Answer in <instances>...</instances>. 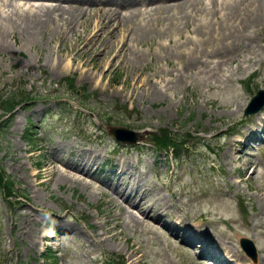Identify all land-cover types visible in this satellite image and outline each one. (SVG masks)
<instances>
[{
  "label": "rangeland",
  "instance_id": "obj_1",
  "mask_svg": "<svg viewBox=\"0 0 264 264\" xmlns=\"http://www.w3.org/2000/svg\"><path fill=\"white\" fill-rule=\"evenodd\" d=\"M215 1L217 13L208 15L211 21L223 16L218 5L225 0ZM193 3L197 6L185 10L187 23L176 22V10L160 9L155 15L160 19L153 37L136 44L132 31L127 33L115 25L111 35L90 42L95 49L80 53L77 50L86 43L81 38L87 29L84 23L74 33L69 31L70 25L60 24L55 30L52 24L53 32H38L31 40L15 28V22L9 23V18L15 16L14 7L35 10L36 3L0 0V97L17 94L25 99L7 115L0 109V121L5 120L0 126V166L15 180L14 191L20 195L18 201H7L0 188V264H50L41 258L48 251L55 253L56 264H130L127 256L131 249H124V236L143 254L140 264H215L198 257L199 245L192 249L182 244L160 224L129 222L128 227L122 210L107 202L113 191L107 190L106 184L126 188L127 192L131 185L137 186L146 196L141 205L151 209V214L160 210L168 225L176 219L193 225L203 223L209 241L220 242L243 256L247 264H254L238 242L239 237L246 236L257 252L256 264H264V235L255 227L260 222L264 226V135H260L262 142L241 145L238 159L239 165L247 161L257 165L263 175L247 179L248 169L238 181L237 163L226 158V142L237 137L238 130H245L256 114L264 113L262 107L255 114H244L258 90L264 91V27L253 32L260 49L237 53L214 69L210 64L211 69L205 71L181 70L192 48L199 51L201 47L185 40L197 39L193 26L205 16L203 9L211 8L208 0ZM158 4H137L130 14H137L139 7L143 14L131 17L134 23L150 20L152 16L145 10L152 12ZM94 20L88 19L86 24L90 26ZM153 22L154 18L150 23H157ZM122 37L126 50L121 58L112 60V49L121 47ZM102 43L110 47L109 57L105 49L97 53ZM133 56H139L135 63ZM5 124H9L6 130ZM109 125L140 134L166 128L184 135L191 147L183 159L175 161L170 154H156L147 141L143 156H136L135 144L113 143L106 134ZM28 128L31 139L25 136ZM125 148L131 151L124 153ZM108 149L117 151L107 153ZM93 151L99 154L95 163L100 168L98 173L91 169L97 181L87 187L68 181L59 186L46 184L45 173L37 180L31 175L36 163L54 154L68 158ZM109 160L131 164L122 167V174L116 168L114 174ZM116 199L115 205L121 203L135 218L142 217L123 199ZM107 210L116 211L117 221L122 222V235L112 239L104 234ZM20 211L30 213L32 219L26 222L23 234L12 227L22 222ZM57 220L79 231L62 233ZM92 234L101 235L100 241L91 238Z\"/></svg>",
  "mask_w": 264,
  "mask_h": 264
},
{
  "label": "bare ground",
  "instance_id": "obj_2",
  "mask_svg": "<svg viewBox=\"0 0 264 264\" xmlns=\"http://www.w3.org/2000/svg\"><path fill=\"white\" fill-rule=\"evenodd\" d=\"M26 1L36 3L34 8L35 10H31L29 7L27 11H24L20 10L19 7H14L15 16L9 18V23L15 22V28H19V30L24 34H27L31 40L36 38V33L38 32H53L52 29H50L52 24H54L55 30L61 27L60 24H62L64 27L70 25L68 28L71 33L76 32L79 25L84 26L85 24L87 29L84 30L85 34L84 36H81V38L84 39L86 43L81 49L77 50L80 53H87L89 50L95 49V45L91 46L90 42L94 41L96 43L104 38L107 34L111 35V31H114L113 27L115 25L120 26V28L127 33H129L127 30L132 31V33L130 32L132 35V41L138 44L143 41L144 38L149 39L150 37H153L152 32H155L154 28L158 24V19H160L159 17L156 18L155 15L160 11V9H164L165 11L170 9L176 10L177 12L174 16L176 22L185 20V23H187L189 16L185 10L192 5L197 6V4L193 3L194 0ZM200 1L201 0H197V2ZM211 1L212 0H208V4L211 5V8L205 9L202 6V8H204L203 11L205 12V16L203 19H199L198 23L193 26L192 31L196 33L195 35H197V39L185 40H190L200 44L201 47L199 51L198 49L192 48V51L189 52L188 60L182 65L181 70L188 68H202L204 71L205 69H214L216 66L221 65V61H224L225 59L231 60L237 55V53L261 48V45H258L256 42L253 32H255L256 28L264 27V0H225L218 5L219 9L222 10L223 15L219 18V21H211V19H209V14L214 15L217 13V10L215 9L216 1L213 0V3H211ZM5 2L10 5V2ZM98 3H102L104 5L99 7L97 6ZM147 3L159 4L155 9H151L152 12H147V10L145 11V13L152 16L150 20L134 23L131 17H136L137 14L142 15L143 11H141L139 6H143ZM110 4L114 5V8L108 6L105 7V5ZM137 4H139V8H137V14L131 15L130 13L132 12V9H134ZM119 9H124L125 12L121 13ZM92 18L95 19L93 24L90 26L87 25V20ZM153 18L154 22L156 21L157 23H150ZM104 33L106 34L103 35ZM125 41L126 40L123 37L119 40V42H122V45ZM122 45L118 49H115L117 46L113 47L112 50L114 54L112 56V60L116 59L117 56L121 58V53L123 50H126L124 45ZM103 46L104 44L102 43L100 48H96L97 53H101L105 49L107 54L106 57H109L108 54H110V47ZM106 57L104 54L102 59L105 60ZM209 58L210 60H208ZM132 60L135 63L137 60H139V56H133ZM108 64L109 62L106 63V65ZM210 64L212 65L211 68ZM68 65L69 61L66 63L67 68ZM96 69H98V67H96ZM85 71H87V69ZM237 134V137L226 142V146L228 148L226 158L230 163H237L235 174L238 177V181L242 180V175L247 174L248 169L250 170V173L248 174L247 179L255 177L258 173L263 175L261 171H258L259 169L257 165H254L248 161L244 162L242 165H239L238 159L242 151L240 148L241 145L247 147L252 143L263 141L258 137L259 135H264V113L256 114V117L248 124V127L245 128V130H238ZM64 146L65 145H62V147ZM98 156L99 154L96 151L68 158L54 154L52 155L51 159L41 160L39 167L37 166L38 163H36V169L31 173V175L37 180L41 173H45L47 175V178L45 179L46 184L49 182H54L57 186H59L64 181H68L71 185H73L75 182H80L84 184L85 187H87L93 181H97L93 177L90 166L95 162L96 157ZM110 163L112 168H118L120 173H122V167L125 166L127 162L110 161ZM127 164L130 166L131 163L129 162ZM87 178L89 179V182H86ZM110 185L111 184H106L107 190L113 191V194L108 197L107 202L112 201L114 206L111 207H118V210H122L125 221L126 219L128 220L126 221V225L128 227H131L129 222H133L136 225L149 222L151 225L160 224L166 231L172 234L174 238L179 239L182 244H185L192 249L193 247L199 245V258L202 257L211 259L215 264H247L244 262V257H241L239 253L234 252L231 248H226L221 244H215L214 242L209 241V238L206 234V225L203 223H196V225H193L185 220L178 219L168 226L167 223L163 221V216L160 213V210H157L151 214V212H149L151 209L149 210L141 205V202L146 196H143L142 193L139 192L137 186L135 188L133 187L134 185H131L127 192L126 188L120 189L118 187H111ZM231 185L233 186L234 184L232 183ZM169 196H173V193L170 192ZM116 197L123 199V203H125L128 207L135 208L142 217L139 219L135 218L126 207L123 208L121 203L115 205V203L118 201ZM134 198H136L137 201H135ZM115 212L116 211L113 210H107L106 212L107 218L104 220L103 226L105 227L104 234L107 235L108 239H112L116 235H122L123 233V228L121 227L122 222L117 221V215H114ZM260 214L261 213H257V215ZM18 215L21 216L22 222H16L12 227L17 230L18 233L23 234L26 231V222H30V220H32L31 214L20 211ZM182 218L185 219L183 216ZM57 222L58 230L60 232L62 231V233L70 232L74 234L79 231L78 227H75L70 223L61 220H57ZM255 227L259 229L261 235H264V226L261 224V222L256 224ZM42 237L43 236H41V238ZM55 237L56 236H53L52 238L54 239ZM90 237L94 238L96 241H100L101 235L97 234L94 236L92 234ZM21 238H23V236ZM127 241V238L124 236V249L127 247L131 249V251H129V256H127L128 262L130 264H140L143 254L139 253L137 247L128 244ZM177 247L179 248L181 245ZM200 262L201 261H198V263Z\"/></svg>",
  "mask_w": 264,
  "mask_h": 264
},
{
  "label": "trees",
  "instance_id": "obj_3",
  "mask_svg": "<svg viewBox=\"0 0 264 264\" xmlns=\"http://www.w3.org/2000/svg\"><path fill=\"white\" fill-rule=\"evenodd\" d=\"M70 81V88H73L72 80ZM27 99V97H25ZM25 100V99H24ZM21 97L16 95H11L10 97L1 98L0 97V109L2 110L3 114L7 115L11 111H13L17 106L22 104L24 101ZM1 118V116H0ZM5 120L0 121V126L3 125ZM9 127V124H5V130ZM32 134L29 133V128L25 131V136L27 139H31ZM144 138V137H143ZM146 140L150 142L157 153L164 152L165 154H171L173 158L179 160L183 158V154L187 151L190 146V140L187 139L184 135H180L177 133H173L172 131L162 128L157 131L151 132L145 136ZM142 140V139H141ZM139 150H142L143 147L137 145ZM15 187V180L12 179L9 175L5 173L3 168L0 166V188L2 191V195L4 199L7 201L16 200L18 201L19 194H16L14 191ZM45 258L50 264H54L57 262V257L55 253H51L48 251L44 253L42 258ZM43 258V259H44Z\"/></svg>",
  "mask_w": 264,
  "mask_h": 264
},
{
  "label": "water",
  "instance_id": "obj_4",
  "mask_svg": "<svg viewBox=\"0 0 264 264\" xmlns=\"http://www.w3.org/2000/svg\"><path fill=\"white\" fill-rule=\"evenodd\" d=\"M264 92L259 91L257 96L260 97L261 94H263ZM255 100V97L253 99V101ZM264 103L263 102L260 104V106ZM259 105L256 108H248L245 110V113H251V112H256L258 110V108L260 107ZM107 132L108 134L114 138L116 141L118 142H122V143H129V144H134L137 141V136L138 133L136 131H133L131 129L125 128V127H121V126H108L107 127ZM240 244L243 247V249L249 254V255H253L252 257H254V249L253 246L251 244V242L245 238H240ZM247 248V249H246Z\"/></svg>",
  "mask_w": 264,
  "mask_h": 264
}]
</instances>
